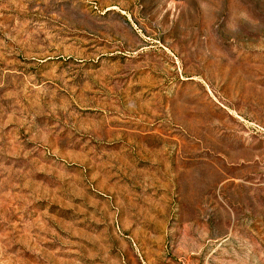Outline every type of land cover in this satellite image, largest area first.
<instances>
[{
    "label": "rangeland",
    "instance_id": "1",
    "mask_svg": "<svg viewBox=\"0 0 264 264\" xmlns=\"http://www.w3.org/2000/svg\"><path fill=\"white\" fill-rule=\"evenodd\" d=\"M0 264H264V0H0Z\"/></svg>",
    "mask_w": 264,
    "mask_h": 264
}]
</instances>
